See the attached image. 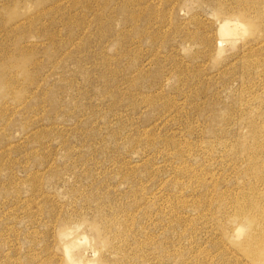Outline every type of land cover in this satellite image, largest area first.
<instances>
[{
	"label": "rangeland",
	"instance_id": "rangeland-1",
	"mask_svg": "<svg viewBox=\"0 0 264 264\" xmlns=\"http://www.w3.org/2000/svg\"><path fill=\"white\" fill-rule=\"evenodd\" d=\"M0 264H264V0H0Z\"/></svg>",
	"mask_w": 264,
	"mask_h": 264
},
{
	"label": "bare ground",
	"instance_id": "bare-ground-1",
	"mask_svg": "<svg viewBox=\"0 0 264 264\" xmlns=\"http://www.w3.org/2000/svg\"><path fill=\"white\" fill-rule=\"evenodd\" d=\"M250 221V220H249ZM251 222V221H250ZM250 222H249V224H250ZM248 223V222H247Z\"/></svg>",
	"mask_w": 264,
	"mask_h": 264
}]
</instances>
